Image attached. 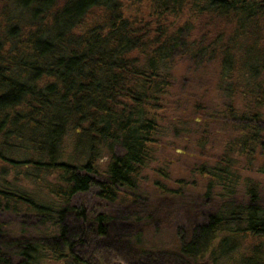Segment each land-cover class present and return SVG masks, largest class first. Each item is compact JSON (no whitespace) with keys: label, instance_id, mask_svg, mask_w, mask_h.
<instances>
[{"label":"trees","instance_id":"1","mask_svg":"<svg viewBox=\"0 0 264 264\" xmlns=\"http://www.w3.org/2000/svg\"><path fill=\"white\" fill-rule=\"evenodd\" d=\"M179 62L215 63L249 103L207 113L238 134L200 170L215 210L154 250L139 246V189L180 108ZM262 110L264 0H0V215L21 217L0 221V264H264L260 183L243 177L264 174ZM118 205L133 235L114 227Z\"/></svg>","mask_w":264,"mask_h":264},{"label":"rangeland","instance_id":"2","mask_svg":"<svg viewBox=\"0 0 264 264\" xmlns=\"http://www.w3.org/2000/svg\"><path fill=\"white\" fill-rule=\"evenodd\" d=\"M175 70L180 108L177 114H168L163 123L164 136L160 138L154 159L143 173L139 189V232L142 233L139 246L154 250L177 247L180 229L187 230L193 224L202 223L205 216L215 210V205L205 197L209 178L200 170L203 165H214L224 154V146L229 145L238 134L228 130L223 122L206 125L207 113L223 110L228 104H235L236 100L238 108H245L249 103V100L226 96L227 88L218 86L219 69L215 63L201 68L179 62ZM248 75L254 81L251 74ZM71 139L72 136H69L65 142V152L70 155ZM73 159L78 160L79 156ZM99 164L103 170L106 158ZM255 165L256 169L264 167V158L259 157ZM246 176L260 183L259 198L264 207V174L248 175L245 172L243 177ZM42 184L32 182L31 186L39 188L43 195ZM238 192L229 200L235 204L246 202L242 187L238 188ZM94 194L90 192L83 198L92 205L97 202ZM127 211L121 205L110 209L117 231L133 235V221L124 222L128 218ZM20 219V216L11 213L0 215V221L7 226L5 228L18 229Z\"/></svg>","mask_w":264,"mask_h":264}]
</instances>
